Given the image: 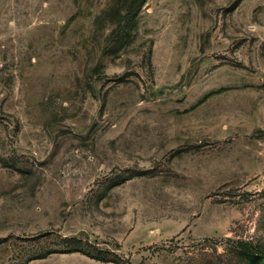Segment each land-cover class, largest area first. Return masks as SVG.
I'll return each mask as SVG.
<instances>
[{"label": "rangeland", "instance_id": "1", "mask_svg": "<svg viewBox=\"0 0 264 264\" xmlns=\"http://www.w3.org/2000/svg\"><path fill=\"white\" fill-rule=\"evenodd\" d=\"M0 264H264V0H0Z\"/></svg>", "mask_w": 264, "mask_h": 264}]
</instances>
